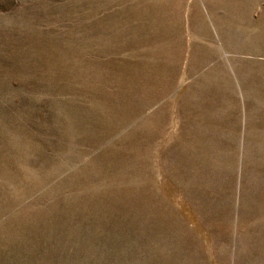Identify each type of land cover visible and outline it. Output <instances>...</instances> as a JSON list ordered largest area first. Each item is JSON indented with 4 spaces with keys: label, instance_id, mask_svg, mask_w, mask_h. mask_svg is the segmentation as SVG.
I'll use <instances>...</instances> for the list:
<instances>
[{
    "label": "rangeland",
    "instance_id": "1",
    "mask_svg": "<svg viewBox=\"0 0 264 264\" xmlns=\"http://www.w3.org/2000/svg\"><path fill=\"white\" fill-rule=\"evenodd\" d=\"M0 264H264V0H0Z\"/></svg>",
    "mask_w": 264,
    "mask_h": 264
}]
</instances>
